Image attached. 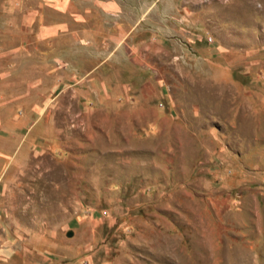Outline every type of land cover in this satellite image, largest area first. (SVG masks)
Listing matches in <instances>:
<instances>
[{
	"label": "rangeland",
	"instance_id": "1",
	"mask_svg": "<svg viewBox=\"0 0 264 264\" xmlns=\"http://www.w3.org/2000/svg\"><path fill=\"white\" fill-rule=\"evenodd\" d=\"M0 264H264V0H0Z\"/></svg>",
	"mask_w": 264,
	"mask_h": 264
}]
</instances>
